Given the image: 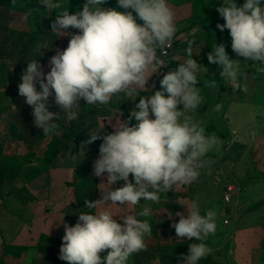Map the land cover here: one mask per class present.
Wrapping results in <instances>:
<instances>
[{"label": "clouds", "instance_id": "clouds-1", "mask_svg": "<svg viewBox=\"0 0 264 264\" xmlns=\"http://www.w3.org/2000/svg\"><path fill=\"white\" fill-rule=\"evenodd\" d=\"M105 3L86 0L79 11L70 13L61 0H39L49 15L62 9L51 24V32L70 35L67 47L49 59L47 73L34 59L27 63L18 85L19 95L31 106L35 127L45 136L56 133L62 114L68 120L79 118L76 109L80 100L89 105L108 104L122 92L132 96L135 88H146L149 69L157 73L163 63L156 55L157 48L170 45L177 31L175 13L167 0H117L123 11L103 7ZM216 11L225 21L216 27L221 32L229 30L233 52L264 65L261 0H245L242 5L223 0ZM68 29L78 31L70 34ZM186 51L189 58L163 75L160 90L140 96L128 121H120L107 135L88 134L87 144L102 139L93 175L103 180L106 174L102 183L110 187L101 191L99 200L85 199L86 209L135 206L141 199L159 202L161 193L198 181L201 170L211 163L206 157L222 141L214 133L206 135L205 128L185 114V110L197 109L203 99L196 75L200 64L192 58L191 47ZM207 59L219 66L226 83L240 88L238 61L229 57L224 44L216 43ZM258 71L264 72V67ZM50 97L60 111L49 110ZM221 107L216 105L215 111ZM133 118L137 123L129 126ZM121 180L123 186L113 190L112 185ZM137 215L149 217L151 212L145 207L138 214L121 217L122 223L108 210L81 212L74 226L64 223L59 259L67 264H128L133 254L147 249L145 237L152 231L149 222ZM175 216L179 220L171 226L177 237L201 241L190 244L183 264H198L212 253L203 241L216 232V213L209 210L201 214L199 204L192 201L186 214L176 212ZM105 251L107 255L102 257Z\"/></svg>", "mask_w": 264, "mask_h": 264}, {"label": "crops", "instance_id": "crops-1", "mask_svg": "<svg viewBox=\"0 0 264 264\" xmlns=\"http://www.w3.org/2000/svg\"><path fill=\"white\" fill-rule=\"evenodd\" d=\"M196 1L197 0H167L169 7L175 13L176 27L179 33L174 38V40L170 42L172 44V48L167 56H160L161 53L159 54L156 52L157 57L163 61V63L159 66L157 73H153L151 69H149L147 73L149 79L145 86L146 88H135L132 96H128L127 92H122L113 96L108 104L90 105L91 108H94V112H90V108L84 111L81 104L85 103V101H79L80 106L78 109H76V111L78 112V116L82 114L84 117L75 121L77 123L80 142L84 144L86 151L85 149L81 148V146L74 145L72 142L65 149L58 151L53 162L49 165L42 163L45 152L41 156L42 158H38L35 153L31 152L30 159L32 158L34 161H38L40 164L37 168L38 173L35 172L36 169L33 168L34 166L27 164L26 160L21 162L22 165L17 167V170H20V168L21 170H23V168L29 169L28 178H26L25 181H31V179L35 181L37 178H39L43 179L47 183L52 182L51 185L48 184L49 187H45L47 191L45 189L36 190V188L32 186L33 183L25 186L21 185L17 188H14L13 182L5 181L3 183L0 191V264H9V261H19L32 254H36L42 259V255L36 249L40 236L45 235L56 240H61L62 243V237L65 234L64 223L74 226L78 220V214L87 211H111L113 215L116 216L115 218L117 221L122 223L120 220L121 217L133 213L138 214L145 207H148L150 209L151 215L149 217H140L137 215L138 219L143 220L154 217L157 219L162 218L161 221H166L165 224H167L169 227L167 231H161L162 233L158 231L155 232V234H150L145 237V243L147 245V249L145 251L150 250V256L146 259H143L141 254L145 251H141L139 253L133 254L129 258L130 262H128V264H159V252L157 249L158 246L173 244L176 242H184L187 240V238L177 237L175 229L171 226L174 223L172 220L174 218L172 215L175 213L173 211V207L176 203L174 197L169 203L166 204V206L160 204V201L154 203L151 201H143V199H141L140 203L135 206H122L119 204L98 205L96 209L89 210L85 208L84 203L79 201L80 198H84V193L80 192L81 194L79 193L78 197V194H76V189L78 192V190L82 187V185H80L82 182L92 179V185L89 190L90 194H88L86 198L87 200L90 198L92 201H96L101 199V191L110 187L109 185L102 183L106 182V174L105 179L103 180L100 177L93 175V162L98 158L99 146L102 143V139H98L91 144H87L86 141L88 140V134L91 132H103V135H107L114 131V127L119 126L120 121H128L129 115L135 105L139 102L140 96L153 95L155 91L160 90V80L162 79L163 75L170 70L176 69L180 63H184L189 58L185 55L187 53L186 50L189 47L192 49V58L195 59L198 64H200V67L196 73L198 80L202 79L201 77L203 74L209 69L208 65L210 63L208 59L199 60L203 55H208V53L211 52L207 47L208 41L205 39L207 36V31L204 29L205 25H183L190 19L192 15L199 16L198 13L193 12L194 3ZM106 8L115 7L108 6ZM2 12L6 13L7 21L4 24H0V96L4 97L5 99H9L8 101L12 100L14 104L13 106H11L9 103L3 106L7 107L8 112L23 113L20 114L21 119L10 125L11 128L19 129L20 125H23L24 128H28L35 125L33 122L29 121L31 118L29 117V114L31 115L32 112L31 106L25 102V98L20 96L18 91V85L21 82L23 70L26 69L27 63L34 59H38V61L43 66L44 72L47 73L50 70L48 65L49 59L56 54L57 50H63L67 47L70 35L51 32V24L44 26L37 33H34L32 28L26 24V22L22 23L23 20L26 21L27 15L25 13L14 10H2ZM67 31L71 34L76 33L78 30L68 29ZM201 35L204 36L202 37ZM163 48L164 47L160 48L161 51ZM37 90H40L38 83ZM50 98L51 100H54L52 97ZM189 111L190 110H185V114H188ZM224 120L227 122L229 117L224 116ZM70 121L71 120H68L66 117L64 125H69ZM252 122L253 121L245 123L247 124L245 130H249L248 127L254 125ZM136 123L137 122L133 118L130 121L129 126L135 125ZM70 126H72V124ZM240 130L241 129H239L237 125H234L231 130L228 131L229 135L226 137V139L229 140L230 146L236 142L241 143L246 139L250 140L252 143V150L261 144L259 140L262 139V144H264L263 132L259 133L260 136L256 137L257 140H253V133L249 135L247 132L244 137L238 136ZM46 140L47 138L41 141L43 143ZM35 142L39 143L40 140L37 138ZM252 150V161L258 168V172L261 173L260 175L264 177V150L262 153L258 154H256V150ZM16 153L17 152H13L12 157H24L21 155L17 156L19 154ZM4 155L8 156L6 153ZM220 156V164H222L221 166H225V173H229L228 176L230 177V180H238L235 161L223 157L222 154ZM81 166H87L86 178L82 181H78L75 185H72L74 170L75 168ZM232 169L234 170V173L230 172ZM31 171L34 173H31ZM67 174L69 175V180L66 181V184L68 185H64L65 187L60 190L62 194L65 193L66 195L67 193L65 198L67 202L64 204L62 201H60V199L62 200L63 197L60 195L58 196L59 192H57V188H59V185H57L56 178L58 175L66 177ZM20 176L21 175L18 173L17 179H21ZM130 177L131 176H129V180H131ZM123 184L124 181L121 180L117 184L112 185V188L114 190L117 187L123 186ZM37 191H40L38 196L36 195ZM19 192L22 194L21 197L17 196ZM42 194L44 195L42 196ZM68 195L70 196L68 197ZM69 198L70 200H68ZM12 201L18 206L20 213L18 212L16 214L13 211L14 208L11 204ZM261 202L262 201H260V203ZM71 205H74L75 209L73 210L72 217H69L70 215L66 216L67 221H65L64 212L66 208ZM259 207L260 206H254L250 208L246 207V210L248 212H252L254 209H258ZM30 209H32L34 212L30 213L29 211H32ZM163 210L166 211L165 213H167V216L172 220V222L171 220L164 219L165 215L162 214L163 212L161 213ZM14 216L18 220L22 216L23 222H21L20 225L15 223L17 226H13L12 220L14 219ZM23 216L27 218V220L30 219V221H25ZM56 217H59L60 219V225L58 226L54 224V218ZM9 218L12 220L10 221ZM34 219H38L37 221L40 223V225H42L43 229L41 231H39V229L37 230L38 234L36 240L32 242L33 233H36V228L33 227L32 229L30 224L33 223ZM262 222L263 223L259 222L257 224L246 227L243 226L238 230H234L232 240L235 246L232 248L233 250L228 253V256L231 258V260L228 262L229 264H259L263 253L262 247L264 245V221ZM226 225H229V222ZM25 233L28 236H26ZM3 244L11 246H24L28 248V252L24 253L20 259H14L11 256H4L2 252ZM188 252L189 248L182 251L180 253V261H177L175 264H183V256H186ZM214 252L215 251H212L213 254ZM213 254L207 256L208 261L206 264H223V259L220 254ZM198 264L203 263H201L199 260Z\"/></svg>", "mask_w": 264, "mask_h": 264}, {"label": "rangeland", "instance_id": "rangeland-1", "mask_svg": "<svg viewBox=\"0 0 264 264\" xmlns=\"http://www.w3.org/2000/svg\"><path fill=\"white\" fill-rule=\"evenodd\" d=\"M244 2L245 0H236V3L238 5H242ZM36 3L39 4V0H0V24H4L7 21V15L6 13H3L2 10L21 11L25 8L34 6ZM222 3L223 0H197L194 3L193 12L198 13L199 16L206 21L213 22L215 20H223V18L216 11V9L220 7ZM62 4L64 5L63 2ZM261 7H264V0H261ZM116 9L119 11H123V9L119 7H116ZM55 11L56 14H58L60 11H62V9H57ZM72 11L75 12L76 10L72 9ZM133 14L135 15V13ZM25 22L30 26L27 16L26 21L23 20L22 23ZM137 22L142 23V21H139V19H137ZM193 22H195V19H190V21L185 22L183 25H190ZM204 29L205 31H207V36L205 39L206 41H208L207 47L210 51L214 49L216 43H222L225 45L226 52L229 57L233 60L238 61L240 69L238 82L241 86V92L238 91V89H234L230 83H226L221 78L220 68L218 65L209 64V69L206 70L207 72L203 74V76L201 77L202 79L198 80L199 83L197 85L201 90V96L203 97L202 102L197 109L190 110L186 115H191L195 121L199 122L201 126L205 128V133H207V135L208 133H228V131L231 130L234 125H237V127L241 129L238 136L244 137L247 132L249 135L253 133V140H257L256 137H259V133L263 132L264 130V106L259 105L258 103H255L253 101L254 95L252 94H254V91L258 88L259 82L248 80V78L253 76H258L259 79L264 78V74L262 73V71H258V68H261V66L258 62L255 63L251 60H245V58L238 55L231 56L233 50L231 48V38L229 30L225 29L223 32H221L216 26L211 27L207 26V24H205ZM212 81H215L214 86L212 84ZM8 100L9 99H5L4 97L0 96V108L8 103L11 106L14 105L12 100ZM218 104L222 107L220 111H215V106ZM20 114L23 113L8 112V110L0 114V144L3 153H6L8 156H12L13 152H17L16 154H19L17 156L21 155L26 157L31 152H33L36 154V156H38V158H42L41 156L44 154L48 146L47 144L53 142L52 135H48L45 142L42 143V141H40L38 143L35 142V140H37L38 135L40 134L42 129H38L35 126L24 128L23 125H20L19 129H12L10 125L21 119ZM224 116L229 117V120H227V122L224 120ZM29 117H31L29 121L33 122L34 119L30 114ZM250 121H253L252 123L254 125L249 126V130H245V128L247 127V124L245 123ZM217 137L222 141V143L213 151H211L206 157L211 161V163L207 168L201 170V175L198 181L193 182L189 185L174 186L171 191L174 194L173 197L176 202L173 207V211L175 213L184 211L186 214L187 206L192 201H196L199 204L201 214H205L209 210H212L216 213V232L214 235H209V237L205 241H203V243L211 248L212 251H215L214 254H220L223 259V264H229L228 262L231 260V258L228 256V253L231 252L233 250L232 248L235 246L232 240L234 230H238L243 226L246 227L249 225L257 224L259 222L263 223L262 221H264V177L260 175L261 173L258 172V168L252 161V143L250 142V140H247L245 138V141L241 143L236 142L230 146L229 140L226 139V137ZM259 142H261V144L253 149L256 150V154L262 153L264 150L262 139L259 140ZM221 154L223 155V157L235 161L238 180L235 181V179L233 178V180H230V177L228 176L229 173H225V166H221L222 164H220ZM26 162L27 164H30V166H34L33 168L36 169L35 172L38 171L37 168L40 165L38 161H34L32 158H27ZM28 171V168H23V170H21L20 168V170L17 171L21 175V179H16L13 182L14 188H17L21 185L25 186L33 183L32 186H34L36 190L45 189L47 191L45 187H49L52 182L47 183L43 179L39 178H37L35 181L32 179L31 181H25V179L28 178ZM31 173L34 172L31 171ZM68 176V174L66 175V177L58 175L56 178L57 185H59V188H57V192H59L58 196L60 195L63 197L62 200L60 199V201H62L64 204L67 202L65 199L67 193L66 195L65 193L62 194L60 190L65 187L64 185H68L66 184V181L69 180ZM91 180L92 179L82 182L80 184L82 185V187L78 190V192L76 189V194H78V197L80 192L84 193V198H80L79 200L81 203L85 204V199H87V195L90 194L89 190L92 185ZM227 185H232L235 188V191L231 195V199L229 202L224 201L223 188ZM20 192L17 196L21 197L22 194ZM39 192L40 191H37V196ZM43 195L44 194H42V196ZM69 196L70 195H68V197ZM173 197H169L166 193H161L159 200L160 204L166 206V204L169 203ZM68 200H70V198ZM88 200L92 201V199L90 198ZM260 201L262 202L260 203ZM11 204L14 208L13 211L17 214L20 209L17 205H15V202L12 201ZM182 204L184 207L181 206ZM254 206L260 207L258 209L253 208L254 210L251 209L253 210L252 212H248L246 210L248 207L250 208ZM74 209V205L66 208L64 212L65 221H67L66 216L70 215L69 217H72ZM29 212L33 213L34 211L32 210ZM165 212V210L161 211V213L165 215L164 219L171 220ZM175 213L172 215L175 219L173 218L172 220L173 222H178L179 217L175 216ZM9 219L10 221L12 220L11 218ZM54 219V224H56L57 226L60 225L59 217H56ZM24 220L27 222L30 221V219L27 220V218L25 217ZM37 220L38 219H34L33 223L30 224L32 229L33 227L36 228V233H33L32 242L36 240L38 234L37 230L39 229V231H41L43 229L42 225H40ZM143 220H147L149 222L152 229L151 234H155V232L158 231L162 233L161 231L165 232L169 228L167 224H165L166 221H161L162 218L157 219L153 217ZM225 220L229 222V225L224 224ZM12 222L13 226H17L15 223H18V225H20L21 222H23L22 216L19 218V220L14 216ZM25 235L28 236L26 233ZM200 242L201 241H199L198 243ZM262 248L263 253L259 264H264V245ZM106 255L107 252L101 253L102 257ZM65 263L67 264L66 261ZM9 264H43V262L42 259L36 254H32L19 261H9ZM57 264H60V262Z\"/></svg>", "mask_w": 264, "mask_h": 264}, {"label": "trees", "instance_id": "trees-1", "mask_svg": "<svg viewBox=\"0 0 264 264\" xmlns=\"http://www.w3.org/2000/svg\"><path fill=\"white\" fill-rule=\"evenodd\" d=\"M61 1L64 3L63 7L69 8L70 13H74L72 9L79 11L81 9V6L86 2V0H61ZM108 6H112L115 8L118 7L117 0H112V1L106 0V3L103 5V7H108ZM20 12L25 13L27 15L28 22L34 33H37L44 26L48 24H52V22L56 18V11L49 15L48 10L44 9L43 6L39 5L38 3H36L34 6L30 8H25L21 10ZM190 19H193V20L195 19V22L192 23V26L207 24V26L215 27L217 26V24L225 23V21L223 20H215L213 22H210V21H206L200 16H193V15L190 17ZM190 19L188 21H190ZM178 33L179 32L176 31L172 41L178 35ZM157 52L160 54L161 49L157 48ZM235 54L236 53L232 51L231 56ZM185 55L188 57L187 53ZM199 60H207V54L203 55ZM260 66L264 67V65H261V64ZM262 73L264 74V72ZM248 80H251V81L254 80L255 82H259L258 88L254 91V94H252L254 95L253 101L255 103H258L259 105L264 106V78L259 79L258 76H253V77H249ZM240 88L238 89V91L241 92ZM243 92H244V88H243ZM255 96H256V99H255ZM81 105L84 111L90 108L89 111L94 112V108L93 107L91 108V106L89 104H86V102L82 103ZM49 110L53 112L60 111L58 106L55 105L54 100H51V98L49 99ZM6 111H7V107L0 108V114ZM62 115H63V118L61 117V119L57 121L59 124V127L56 130V133L52 134L53 142H51L46 148L44 158L42 160L43 161L42 163L45 165L51 164L57 152L65 149L72 142L74 143V145H79L83 149L86 148L84 144L80 142L76 121L71 120L70 124L65 126L64 122L66 119V115L64 114ZM78 117H79L78 119H81L84 117V115L81 114ZM71 124L72 126H70ZM263 133H264V130H263ZM205 134L207 135V133ZM214 134L222 138H225L229 135L227 132L214 133ZM46 137L47 136L43 134V130H41L40 134L38 135V140L41 141L45 139ZM30 157H31L30 154L22 158L6 156L3 154V150L0 144V191L5 181L14 182L18 178L17 167L22 165L21 162H24L27 158H30ZM230 172L234 173V170L232 169L230 170ZM86 173H87V166H81V167L75 168L72 185H75L78 181L84 180L86 178ZM130 179L132 180V176L130 177ZM166 194L169 197L174 196L171 190L166 192ZM191 243H198V242H196L195 240L190 241L187 239L184 242H176L173 244L158 246L157 249L159 252V255H158L159 264H175L177 261H180L181 259L180 253L188 249ZM61 245H62L61 240H56L48 236L41 235L37 243L36 249L42 255L43 263L57 264L60 262V264H66L65 261L59 259V252H60ZM2 252L4 256H11L14 259H20L24 253L28 252V248L24 246H11V245L3 244ZM141 255L143 259L148 258L150 256V250L143 252ZM200 261L201 263L206 264L208 261V258L204 257Z\"/></svg>", "mask_w": 264, "mask_h": 264}, {"label": "built area", "instance_id": "built-area-1", "mask_svg": "<svg viewBox=\"0 0 264 264\" xmlns=\"http://www.w3.org/2000/svg\"><path fill=\"white\" fill-rule=\"evenodd\" d=\"M172 48V44L164 46L163 50L161 51L162 56H167L169 54V51ZM235 188L232 185H228L224 188V201L229 202L231 199V195L234 193ZM228 221H225V224H227Z\"/></svg>", "mask_w": 264, "mask_h": 264}]
</instances>
